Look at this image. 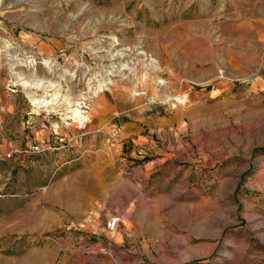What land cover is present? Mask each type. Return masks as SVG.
Returning a JSON list of instances; mask_svg holds the SVG:
<instances>
[{"label": "rangeland", "instance_id": "rangeland-1", "mask_svg": "<svg viewBox=\"0 0 264 264\" xmlns=\"http://www.w3.org/2000/svg\"><path fill=\"white\" fill-rule=\"evenodd\" d=\"M112 64L80 111L106 131L103 93L145 91L170 121L146 159L70 141ZM0 264H264V0H0Z\"/></svg>", "mask_w": 264, "mask_h": 264}, {"label": "crops", "instance_id": "crops-1", "mask_svg": "<svg viewBox=\"0 0 264 264\" xmlns=\"http://www.w3.org/2000/svg\"><path fill=\"white\" fill-rule=\"evenodd\" d=\"M94 111L101 117L103 124L114 121L122 126L126 143L133 146L130 152L132 158L146 159V151L155 147L154 135L163 137L170 128V121L160 105L150 103L143 97H135L130 92L116 95L103 93Z\"/></svg>", "mask_w": 264, "mask_h": 264}, {"label": "bare ground", "instance_id": "bare-ground-1", "mask_svg": "<svg viewBox=\"0 0 264 264\" xmlns=\"http://www.w3.org/2000/svg\"><path fill=\"white\" fill-rule=\"evenodd\" d=\"M8 57L10 58V61L11 60H19L20 61L19 63L22 66L24 65L21 62V59H18V57H13L10 55ZM116 57L123 58L124 54L123 53H121V54L117 53V54H112L110 56L111 60H114ZM25 58L28 59L31 57H25ZM28 63L32 66L33 60L29 61ZM45 64H46V66L48 65V63H45ZM128 70H129V68L126 64H121V65L112 64L110 67H108L105 70V72L107 73V75L109 77L101 76V78L98 79V81H97V86H96L94 92H92V87L89 84L88 85V91L86 93L81 94L80 100L74 102L73 100L69 99V102H68L69 105L72 107H76V108H73L70 111L71 115H69L67 117V119H65V121L66 120H72L73 122L79 123L81 120H85V121L89 120L88 116L87 115L84 116L83 112L80 111V105L82 104L81 100H85L88 97H91V96H88L91 93L93 95H97L98 93L108 89V87L110 85H112V79L111 78L116 77L118 75L122 76V75H124L123 74L124 71H128ZM64 73L72 75V76L74 74L69 70H66ZM13 75L15 76L18 85L25 90L26 96L30 100L32 105H34L38 108L51 109L52 106L54 104H56L57 98L59 96V92L62 90L60 83L55 82L51 79H44V78H41L39 76L37 77L34 75H26V74L24 75V74H20V73H13ZM159 84H162V83H159ZM157 87L158 86H156V88ZM35 90L36 91H44L45 93L39 95L36 92H34ZM49 90H55L56 93L54 95H48L46 93V91H49ZM136 94H137V92H135V94H134L135 97H140V96H137ZM170 100L171 99L169 98L165 102H168Z\"/></svg>", "mask_w": 264, "mask_h": 264}, {"label": "built area", "instance_id": "built-area-1", "mask_svg": "<svg viewBox=\"0 0 264 264\" xmlns=\"http://www.w3.org/2000/svg\"><path fill=\"white\" fill-rule=\"evenodd\" d=\"M136 95L140 96V97L145 96L146 92L145 91H138ZM87 101L88 100H84V102H82V103L84 104ZM83 112L86 113V110H84ZM107 126H108V130H106V131H104V127H99V128L94 129V130H90L88 122L85 120H81L78 123V133L76 134V136L71 137L70 141L73 142L75 140L77 143L78 141H82L86 136H88L92 132L102 133V134L105 132V135L107 137V142L110 145V147L113 150H115L116 152L121 151L123 148V145H124V141H125L123 128L119 127L117 125H107ZM60 141L64 142L63 139ZM50 149H51V147L49 145H44V146L37 145V146H32L30 148V151L34 154H41V153H44ZM119 222H120V219L118 217L111 218L107 224V228L110 231H114L117 228Z\"/></svg>", "mask_w": 264, "mask_h": 264}]
</instances>
